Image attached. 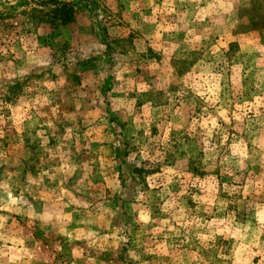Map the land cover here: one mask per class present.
<instances>
[{
	"label": "rangeland",
	"instance_id": "rangeland-1",
	"mask_svg": "<svg viewBox=\"0 0 264 264\" xmlns=\"http://www.w3.org/2000/svg\"><path fill=\"white\" fill-rule=\"evenodd\" d=\"M0 0V264H264V0Z\"/></svg>",
	"mask_w": 264,
	"mask_h": 264
},
{
	"label": "trees",
	"instance_id": "trees-1",
	"mask_svg": "<svg viewBox=\"0 0 264 264\" xmlns=\"http://www.w3.org/2000/svg\"><path fill=\"white\" fill-rule=\"evenodd\" d=\"M50 25L56 23L68 25L74 22L75 12L70 3L59 2L57 0H44L40 4V9L36 12Z\"/></svg>",
	"mask_w": 264,
	"mask_h": 264
}]
</instances>
